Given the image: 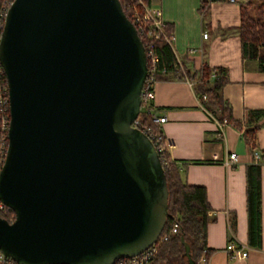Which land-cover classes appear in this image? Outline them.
I'll list each match as a JSON object with an SVG mask.
<instances>
[{
	"label": "water",
	"instance_id": "1",
	"mask_svg": "<svg viewBox=\"0 0 264 264\" xmlns=\"http://www.w3.org/2000/svg\"><path fill=\"white\" fill-rule=\"evenodd\" d=\"M0 65L10 114L0 201L14 213L0 217V251L17 264H111L150 246L167 188L132 126L145 56L119 1L13 0Z\"/></svg>",
	"mask_w": 264,
	"mask_h": 264
},
{
	"label": "crops",
	"instance_id": "2",
	"mask_svg": "<svg viewBox=\"0 0 264 264\" xmlns=\"http://www.w3.org/2000/svg\"><path fill=\"white\" fill-rule=\"evenodd\" d=\"M208 13H199L200 0H149L147 7L158 8L162 22L170 24V48L189 72L202 61L226 69L227 82L221 95L241 130L257 126L259 152V247L247 243L245 210V166L255 162L252 150L244 143L240 131L230 124L218 130L217 121L198 105L191 86L183 79L161 78L153 84V107L166 120L159 130L166 143L170 160L184 166L186 183L204 187L210 207L205 228L206 247L211 249L207 264H264V70L257 58H264V46L254 56H241L236 33L238 2L204 0ZM264 2V0H248ZM208 23V24H207ZM205 32L206 37L201 38ZM187 49H192L187 53ZM236 162L225 167L228 153ZM233 218V226L229 219ZM233 240L246 249L244 258H229L225 245Z\"/></svg>",
	"mask_w": 264,
	"mask_h": 264
},
{
	"label": "trees",
	"instance_id": "3",
	"mask_svg": "<svg viewBox=\"0 0 264 264\" xmlns=\"http://www.w3.org/2000/svg\"><path fill=\"white\" fill-rule=\"evenodd\" d=\"M4 1L0 0V9ZM125 17L131 22L134 14L141 15L143 6L148 5L149 0H118ZM204 0H200L199 13L206 16L208 13ZM208 24V23H207ZM150 26L149 22H143V29ZM164 36L171 35L170 24L163 22L161 27ZM236 33L239 39L241 56L249 53V56L256 54L259 46H264V2H251L242 0L238 2V24ZM141 41L142 37L140 35ZM154 53L157 55V68L163 69L155 75V79L175 78L182 79V71L191 81V89L199 99L203 94L205 99L201 100V106L207 110L216 121L226 123L240 131L244 143L253 150L256 145L254 125L249 129L241 130L240 124L235 120L230 111L229 104L223 100L221 88L227 82L226 69L218 66H209L202 61L200 66L189 72L181 61L180 68L175 63V56L170 46L162 39L154 41ZM258 66L264 70V58H257ZM1 115V111H0ZM137 119L149 123L150 118L141 109ZM162 166L165 185L167 188V207L163 228L160 235L166 234L156 249L150 264H207L211 249L206 247L205 228L208 221L210 207L207 203L203 186L186 183L184 179L185 169L181 163L170 160L166 151L157 152ZM260 158V156H259ZM259 160V159H258ZM251 162L245 166V210L247 215V243L259 247V161ZM0 217L8 222L14 218L12 210L6 208L0 210ZM234 219H229L233 226ZM175 224V232L169 230ZM182 240V241H181ZM184 245L188 248V257L184 255Z\"/></svg>",
	"mask_w": 264,
	"mask_h": 264
},
{
	"label": "built area",
	"instance_id": "4",
	"mask_svg": "<svg viewBox=\"0 0 264 264\" xmlns=\"http://www.w3.org/2000/svg\"><path fill=\"white\" fill-rule=\"evenodd\" d=\"M228 3H235L237 0H225ZM11 2L4 1L2 3L0 9V38L2 29L4 26L5 17L7 14V10L10 6ZM149 22L150 26L147 29H143L142 23ZM136 34L142 44L144 56H145V66L146 73L144 79L142 81L139 97V110L143 111L145 115H148L150 118L149 123L141 122L136 118L132 121V126L139 129L153 144L156 152L165 151L166 143L163 135L159 130V125L163 123L166 118L163 114H156L154 112L153 107V84L155 82V75L159 72H163V69L158 70L157 68V55L154 53V40L158 38H162L169 46L172 41V36H164L161 30L163 22L159 18V9L158 8H149L147 6H143V12L141 15L134 14L132 16V21ZM140 35L142 37L143 42L141 41ZM206 33H201V38H205ZM192 49H187V53H191ZM180 68L179 60L175 57V63ZM182 79L188 82L191 86V81L187 78V76L182 71ZM200 99L204 100L205 95H201L200 98H197L198 105L201 106ZM204 109V108H203ZM0 170L4 164L5 157L7 154L8 148V139H7V131L10 122V114H9V100H8V89L6 84V77L3 71V68L0 65ZM139 112V111H138ZM138 115V114H137ZM227 124L225 121L218 122L217 126L218 130H221L222 126ZM252 157L254 161L259 159V152L257 150H252ZM236 155L232 152L228 153L227 156L223 160V164L225 167L231 166L234 162H236ZM7 206L0 201V210L6 209ZM170 233L175 232V224L169 230ZM166 238V234L158 235V237L152 242L150 246L142 250L137 255L132 257H121L114 259L111 264H150L152 260L157 246ZM224 249L228 253L229 258H244L246 256L245 247L234 244L233 240H229V242L225 245ZM0 264H17L13 261L9 256L4 255L0 251Z\"/></svg>",
	"mask_w": 264,
	"mask_h": 264
}]
</instances>
